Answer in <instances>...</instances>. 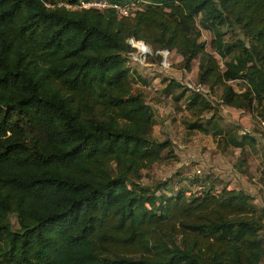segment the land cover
Masks as SVG:
<instances>
[{"label": "trees", "instance_id": "obj_1", "mask_svg": "<svg viewBox=\"0 0 264 264\" xmlns=\"http://www.w3.org/2000/svg\"><path fill=\"white\" fill-rule=\"evenodd\" d=\"M77 1L0 0V264L262 263L264 208L249 192L217 188L209 175L193 177L194 192L156 195L137 181L172 150L151 133L154 112L133 90L126 54L132 37L175 50L188 70L198 56V81L258 122L264 0H109L142 4L130 15L62 4ZM234 79L245 86L236 89ZM162 81L175 100L189 89ZM186 107L196 114L186 128L210 133L219 149L256 142L251 132L224 129L200 90ZM110 161L118 173L106 169ZM262 163L264 180V153Z\"/></svg>", "mask_w": 264, "mask_h": 264}, {"label": "rangeland", "instance_id": "obj_2", "mask_svg": "<svg viewBox=\"0 0 264 264\" xmlns=\"http://www.w3.org/2000/svg\"><path fill=\"white\" fill-rule=\"evenodd\" d=\"M231 33L232 31L229 29L225 36L228 38ZM234 33L242 36L238 28L234 29ZM210 37V32L201 28L200 39L208 42ZM144 43L140 42L138 45H147L152 53H148L146 56L143 54L141 60L135 59L131 54H126L127 64L132 71L133 90L141 92L145 101L152 106L154 122L151 133L157 140H169L172 153L170 154L167 148L164 149L163 152H169L168 157H171L156 161L151 166L142 169L140 176L136 178L137 181L150 185L158 195L161 191L169 194L181 186H188L192 192L199 190L200 185L198 184L200 183L193 177L202 178L209 175L214 179L217 188L221 186L222 181L228 182L236 177L238 182L248 183V189L253 195V202L258 207L264 208V180L259 178L258 172L259 165L262 163L260 154L264 153V131L256 126H251L249 123L251 114L225 104L220 100L218 93L210 92L206 85L198 81V56L192 60L191 68L188 70L182 66L181 56L175 50L170 51L164 58L160 52H157L158 49L155 51L153 46ZM130 44L133 46V50L138 48L135 41ZM156 52L161 54V59L156 56ZM220 64L223 65L221 60ZM163 77L174 78L180 81L182 86H188L189 89L180 99L175 100L171 94L163 91L165 85V82L162 81ZM231 84L239 90L245 86L246 82L243 79H234L231 80ZM180 89L181 87L174 88L173 94ZM194 89L203 92L207 100L216 108L214 116L224 129L235 127V130L241 131L244 128L251 130L256 128V132L258 131L254 135L256 142L252 145L246 144L252 146L251 149L243 148L241 151L238 147H229L219 152L216 138L210 133L192 132L186 128L188 120H193L196 117V114L186 107L188 94ZM210 115V111L203 112V116ZM238 162L243 166H250L249 170L244 172V176H242L243 173L237 174L234 170L235 163ZM106 169L113 174L118 173L114 161L108 162ZM198 169L199 171H197ZM184 177L188 178L183 180ZM159 183L164 184L163 188L156 189V185ZM240 183H238L239 186H241ZM154 202L156 204L158 201ZM9 218L12 226L16 227L15 214L10 213Z\"/></svg>", "mask_w": 264, "mask_h": 264}, {"label": "built area", "instance_id": "obj_3", "mask_svg": "<svg viewBox=\"0 0 264 264\" xmlns=\"http://www.w3.org/2000/svg\"><path fill=\"white\" fill-rule=\"evenodd\" d=\"M65 6L69 8H96L99 10H103L106 7H113L115 8L118 15H130L133 10L140 8L141 4L136 1H130V2H111L109 0H78L76 3H67L62 2ZM130 43H134V39L130 37L128 39ZM147 46V45H146ZM157 52H160L164 58L167 57L169 54V50L167 48L158 49ZM148 53H152V50L147 46L145 50H140L139 48L131 51L129 54L133 56L137 60H141L143 54L146 56ZM165 60V59H164ZM260 123L264 125V118L260 119ZM199 171V169L197 170Z\"/></svg>", "mask_w": 264, "mask_h": 264}, {"label": "crops", "instance_id": "obj_4", "mask_svg": "<svg viewBox=\"0 0 264 264\" xmlns=\"http://www.w3.org/2000/svg\"><path fill=\"white\" fill-rule=\"evenodd\" d=\"M236 110H245V111H247L249 114H251L252 112L250 111V110H248V109H238V108H236ZM249 123L251 124V126L253 127V126H256V128H259L260 130H263L264 131V125H262L261 123H260V121H255L254 119H252V117H251V119L249 120ZM249 127V126H248ZM256 128L254 129H249V128H244L243 130H241V131H239L240 133H242V132H244V130H246V131H248V132H251V134H253V135H256V133L258 132H256ZM258 144V143H257ZM251 147L252 146H248V145H245V148H249V149H251ZM216 148H217V146H216ZM239 148V147H238ZM217 149H219V148H217ZM221 151V149H219V152ZM251 152V151H250ZM260 157H261V159H262V155L260 154ZM262 165H263V163H261V165H259V168H258V172H259V178H260V173H261V168H262ZM243 168H244V170L243 171H240L236 166H234V170L237 172V174L238 173H243L242 174V176H244L245 175V173L244 172H247L248 170H249V168H250V166H243ZM212 178V177H211ZM234 179L232 180L231 179V181H228V182H225V181H222L221 183L222 184H227V186L228 187H231V188H242V189H244L245 191H247V192H249L250 193V191H249V189H248V183H246V184H243V183H240V182H238V180L236 179V177H233ZM261 180V179H260ZM262 182V181H261ZM238 183H240L241 184V186H239L238 185ZM221 184V185H222ZM263 184V183H262ZM251 194V193H250ZM252 195V194H251ZM253 196V195H252ZM255 204V203H254ZM256 205V204H255ZM260 264H264V261L262 262V263H260Z\"/></svg>", "mask_w": 264, "mask_h": 264}, {"label": "bare ground", "instance_id": "obj_5", "mask_svg": "<svg viewBox=\"0 0 264 264\" xmlns=\"http://www.w3.org/2000/svg\"><path fill=\"white\" fill-rule=\"evenodd\" d=\"M136 44H137V46H138V48L140 49V50H145L146 49V45H141V47H140V45H138V42H135ZM135 44V45H136Z\"/></svg>", "mask_w": 264, "mask_h": 264}]
</instances>
